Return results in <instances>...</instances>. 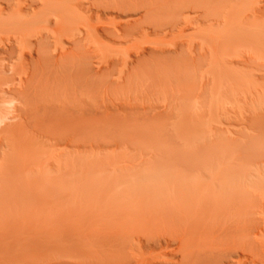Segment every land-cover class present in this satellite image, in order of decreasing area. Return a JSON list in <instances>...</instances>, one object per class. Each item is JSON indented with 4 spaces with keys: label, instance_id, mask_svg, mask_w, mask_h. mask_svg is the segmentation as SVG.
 Returning a JSON list of instances; mask_svg holds the SVG:
<instances>
[{
    "label": "rangeland",
    "instance_id": "rangeland-1",
    "mask_svg": "<svg viewBox=\"0 0 264 264\" xmlns=\"http://www.w3.org/2000/svg\"><path fill=\"white\" fill-rule=\"evenodd\" d=\"M187 16L185 33L163 40L166 56L138 58L132 43L103 37L90 74L60 94L80 117L57 133L0 123L10 264H25L12 249L27 238L52 264H211L209 244L225 264H264V0H216ZM139 236H181L199 257Z\"/></svg>",
    "mask_w": 264,
    "mask_h": 264
},
{
    "label": "bare ground",
    "instance_id": "bare-ground-1",
    "mask_svg": "<svg viewBox=\"0 0 264 264\" xmlns=\"http://www.w3.org/2000/svg\"><path fill=\"white\" fill-rule=\"evenodd\" d=\"M215 1L0 0V35L7 36H0V123L13 116L18 121L17 127L38 137L57 133L65 118L73 120L80 117L70 104L60 99V94L69 87L68 80L90 74L86 64L91 57L99 58L103 48L99 44L103 37L132 43L129 51L136 50L138 58L149 50L154 56H166L172 52L163 40L183 35L190 25L187 14L211 9ZM103 15L106 20H103ZM66 39L75 46L71 51L63 46ZM49 42L53 46H49ZM91 44L97 46L95 52L88 47ZM57 60L63 64L58 69L55 67ZM101 71L102 67L99 73ZM77 110H80L79 106ZM115 240L118 243L116 247L125 244L123 238ZM138 240L149 248L170 247L171 243L179 242L183 255L189 253L188 257H199V253H193L194 247L188 246L181 236L164 241L153 237L144 240L139 236ZM185 246L189 247L186 251ZM42 247L40 241L27 238L24 247L20 249L17 246L12 250L18 252V258L25 264H52L42 259ZM209 247L210 257L213 255L211 264H225L227 257L215 255L214 244H209ZM46 248L52 249L51 246ZM10 258L8 237L1 234L0 264H10ZM146 263L130 260L123 264Z\"/></svg>",
    "mask_w": 264,
    "mask_h": 264
}]
</instances>
